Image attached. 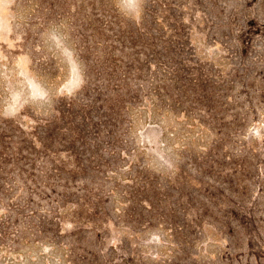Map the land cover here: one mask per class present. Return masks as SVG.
<instances>
[{
    "label": "rangeland",
    "instance_id": "374dc122",
    "mask_svg": "<svg viewBox=\"0 0 264 264\" xmlns=\"http://www.w3.org/2000/svg\"><path fill=\"white\" fill-rule=\"evenodd\" d=\"M0 178V264H264V0H0Z\"/></svg>",
    "mask_w": 264,
    "mask_h": 264
},
{
    "label": "trees",
    "instance_id": "16d2710c",
    "mask_svg": "<svg viewBox=\"0 0 264 264\" xmlns=\"http://www.w3.org/2000/svg\"><path fill=\"white\" fill-rule=\"evenodd\" d=\"M1 179V178H0ZM9 184H12L13 182H8ZM14 184V183H13ZM2 188H3V191H5L6 189H4L5 188V186L4 185H2ZM4 193V192H3ZM16 198H15V201H17L16 199L18 198V197H20L21 196V194L19 193V194H17L16 193ZM1 197V196H0ZM14 201V200H13ZM13 205H17L18 206V204H15V202L13 203ZM24 206H27V207H30V202L27 200V202H25V204H24ZM38 213V211H36V210H34V211H32L31 210V213H30V216L32 215L33 217L36 215ZM5 224H6V222H1L0 223V240H7V239H13V237H14V230H15V228H14V230L11 232V230L9 231L8 229H9V226H10V224L11 223H9L8 224V229L6 228L7 226H5ZM29 224H32L33 226L32 227H34V225H35V223L34 222H30ZM37 227V226H36ZM21 239V238H20ZM25 240H27V239H25ZM7 253H9V254H12L11 252H10V250L8 251L7 250ZM10 264H12V263H10Z\"/></svg>",
    "mask_w": 264,
    "mask_h": 264
}]
</instances>
